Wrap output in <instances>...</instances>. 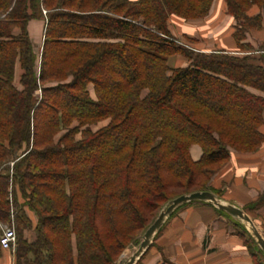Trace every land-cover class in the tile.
<instances>
[{
  "label": "trees",
  "instance_id": "1",
  "mask_svg": "<svg viewBox=\"0 0 264 264\" xmlns=\"http://www.w3.org/2000/svg\"><path fill=\"white\" fill-rule=\"evenodd\" d=\"M214 1L0 0V221L14 219L16 264H114L169 201L223 198L214 175L262 148L264 53L198 52L171 32L172 17L203 19ZM224 1L238 49L257 51L245 41L264 32V0ZM42 18L39 50L29 25ZM177 55L186 67L170 65ZM199 203L264 264L245 226L213 206L172 217Z\"/></svg>",
  "mask_w": 264,
  "mask_h": 264
},
{
  "label": "crops",
  "instance_id": "2",
  "mask_svg": "<svg viewBox=\"0 0 264 264\" xmlns=\"http://www.w3.org/2000/svg\"><path fill=\"white\" fill-rule=\"evenodd\" d=\"M227 22L231 24L230 19ZM220 23L211 28L204 25L199 27V36L204 38L211 33L213 37L209 40L213 48L207 42L199 47V52L213 51L217 45L230 52L238 51L233 38L228 36L226 41L222 39L225 29L219 26ZM194 32L192 30L191 35L194 36ZM261 132L264 134V123ZM196 148L194 146L192 151ZM198 156L194 157L197 159ZM212 187L223 192V200L244 211L255 204H261L259 209L252 211V215L246 213L264 235V144L254 154L233 153L229 163L215 177ZM228 222L208 205L199 203L187 206L166 222L149 250L136 264H253L243 240L229 233ZM0 264H16L14 253L2 249Z\"/></svg>",
  "mask_w": 264,
  "mask_h": 264
},
{
  "label": "rangeland",
  "instance_id": "3",
  "mask_svg": "<svg viewBox=\"0 0 264 264\" xmlns=\"http://www.w3.org/2000/svg\"><path fill=\"white\" fill-rule=\"evenodd\" d=\"M214 10H215V12L213 13V15H211ZM227 11H228L227 10V5H226L224 0H215L214 3H213V6L211 8V11L208 14V16L203 18V19L184 20V19L179 18V17H172L174 19V21H173V19H171L172 20V22H171V32H172L173 36L175 38H177V40H180L181 44L183 42H185L187 44V45H185L186 47H188V48L193 47L194 50H197L198 52H199V49H200L199 47H203L205 45V43H207V42L209 44V47L213 48L212 41H209V40H212V38H213L211 33H209L207 36L202 38L201 36H199V27H202V25H204V26H209L211 28V27H214V25H217L221 21L219 26L220 27L222 26L223 30L225 29V31L223 33V36H222L223 37L222 39L225 40V39H227L228 36L233 38V33L235 31L234 27L237 25V22L232 16L228 15ZM258 12H259V8L254 7L252 10H250L249 14L255 15ZM46 15H47V11L43 10V17H46ZM228 19L231 20V24H233L232 26H231V24H229L227 22ZM224 24L226 25V27H225ZM45 26H46V19L45 18H42L41 20H33L32 23H30V25H29L30 37L32 38L34 45L39 50H40V48L43 45ZM173 27H174V29H173ZM231 28L233 29V32H232ZM192 30L196 31V32L193 33L194 36L191 35ZM230 32H231V36H230ZM17 33H18V31H17ZM247 37L248 38L246 39L245 43H250L253 47H255V49L257 51L249 52L247 54V53L240 52V50L238 49L237 52H230V51H227L226 49H224L222 47H219L217 45L214 48L215 50L210 51V52L212 53L214 51H221L222 50V51H225L226 53H229V54H232V55H240V56L248 55V56H256L257 58H259L264 53V52L258 51V48L264 43V32L260 33V32H257V31L250 30L249 33L247 34ZM186 38H188V40ZM216 40H217V38H216ZM233 40H234V38H233ZM202 41H204V42L202 43ZM220 43H221V39L219 38V44ZM235 43H236V41H235ZM236 45H237V43H236ZM220 46H222V45L220 44ZM183 63H186V65L183 66V67H186L188 65L186 60L183 57L179 56V55L170 58V65L171 66L178 67L177 65H181ZM17 68H18V72H17L16 84H17L18 87H20V84H19V79H20V74H21L20 66L18 65ZM90 91H91V93H93L92 87L90 88ZM37 95H39V96L41 95V91L40 90L37 91ZM107 124H108V121H103L100 124H98L97 126H95L94 129L97 130V129L101 128V127L106 126ZM199 152H200V154H199ZM202 153L203 152H202V149L200 148V146H197V148L194 149V151H192V149H191V155H192V157H193V159L195 161H198L201 158ZM194 156H196V157L198 156L199 158L196 159ZM226 165H224L214 175V177L212 178V180L210 182V186L211 187H212V182L215 180V177L221 172V170ZM13 220H12V223H14ZM154 220H153V222H154ZM226 220L229 221L228 219H226ZM228 223H229V225L228 224L227 225L229 226V232H231V233L238 232V230L235 228L234 224H232L231 222H228ZM15 233H16V228H15ZM29 237L34 239V235H32V234H30ZM137 239L138 240L135 243L130 244L124 250V252L121 254L119 259L114 264H119V261L121 260L122 257H124L125 255L126 256L132 255L138 249L139 244H140V242L142 240V234H140ZM16 244H17V238H16ZM12 252L14 253L15 249Z\"/></svg>",
  "mask_w": 264,
  "mask_h": 264
},
{
  "label": "water",
  "instance_id": "4",
  "mask_svg": "<svg viewBox=\"0 0 264 264\" xmlns=\"http://www.w3.org/2000/svg\"><path fill=\"white\" fill-rule=\"evenodd\" d=\"M202 202L213 206L215 209L228 214L231 218L237 220L245 226L253 240L264 254V235L256 226L254 221L243 209L220 198L211 191H195L189 194H183L169 201L160 211L154 222L147 228L142 235V240L138 249L130 257H122L119 264H136L141 257L149 250L155 237L161 231L166 222L181 207L190 204Z\"/></svg>",
  "mask_w": 264,
  "mask_h": 264
},
{
  "label": "built area",
  "instance_id": "5",
  "mask_svg": "<svg viewBox=\"0 0 264 264\" xmlns=\"http://www.w3.org/2000/svg\"><path fill=\"white\" fill-rule=\"evenodd\" d=\"M14 223L11 225L0 221V245L3 250L11 251L16 247Z\"/></svg>",
  "mask_w": 264,
  "mask_h": 264
},
{
  "label": "bare ground",
  "instance_id": "6",
  "mask_svg": "<svg viewBox=\"0 0 264 264\" xmlns=\"http://www.w3.org/2000/svg\"><path fill=\"white\" fill-rule=\"evenodd\" d=\"M130 256H131V255H128V256L125 255L124 257H130Z\"/></svg>",
  "mask_w": 264,
  "mask_h": 264
}]
</instances>
